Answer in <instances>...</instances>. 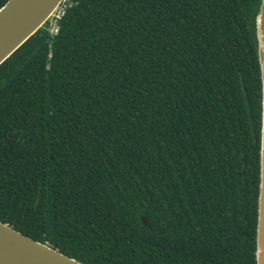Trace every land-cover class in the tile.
Instances as JSON below:
<instances>
[{"label": "trees", "instance_id": "trees-1", "mask_svg": "<svg viewBox=\"0 0 264 264\" xmlns=\"http://www.w3.org/2000/svg\"><path fill=\"white\" fill-rule=\"evenodd\" d=\"M258 3L66 0L0 63V221L85 264H255Z\"/></svg>", "mask_w": 264, "mask_h": 264}, {"label": "water", "instance_id": "water-1", "mask_svg": "<svg viewBox=\"0 0 264 264\" xmlns=\"http://www.w3.org/2000/svg\"><path fill=\"white\" fill-rule=\"evenodd\" d=\"M59 2L60 0H6L0 6V63L38 28L51 22ZM253 25L260 80L259 170L253 254L255 264H264V0H259ZM140 221L146 225L143 216ZM0 264L85 263L0 221Z\"/></svg>", "mask_w": 264, "mask_h": 264}, {"label": "built area", "instance_id": "built-area-1", "mask_svg": "<svg viewBox=\"0 0 264 264\" xmlns=\"http://www.w3.org/2000/svg\"><path fill=\"white\" fill-rule=\"evenodd\" d=\"M65 1L66 0H60L55 12L53 13L50 22L51 23L50 30L53 29L52 25L54 24V22L57 21L62 16L65 7Z\"/></svg>", "mask_w": 264, "mask_h": 264}, {"label": "rangeland", "instance_id": "rangeland-1", "mask_svg": "<svg viewBox=\"0 0 264 264\" xmlns=\"http://www.w3.org/2000/svg\"><path fill=\"white\" fill-rule=\"evenodd\" d=\"M53 29H55V28H53Z\"/></svg>", "mask_w": 264, "mask_h": 264}]
</instances>
